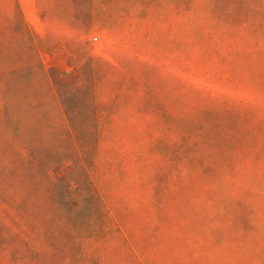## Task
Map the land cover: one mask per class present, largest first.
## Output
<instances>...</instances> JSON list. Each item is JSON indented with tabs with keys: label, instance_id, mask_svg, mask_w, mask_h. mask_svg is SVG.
Here are the masks:
<instances>
[{
	"label": "rangeland",
	"instance_id": "rangeland-1",
	"mask_svg": "<svg viewBox=\"0 0 264 264\" xmlns=\"http://www.w3.org/2000/svg\"><path fill=\"white\" fill-rule=\"evenodd\" d=\"M0 264H264V0H0Z\"/></svg>",
	"mask_w": 264,
	"mask_h": 264
}]
</instances>
